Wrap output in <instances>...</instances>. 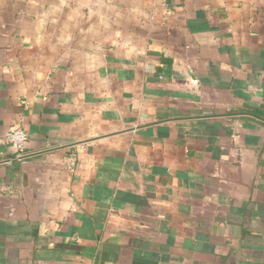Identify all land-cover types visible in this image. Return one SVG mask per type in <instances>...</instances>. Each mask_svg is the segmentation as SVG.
<instances>
[{"label":"crops","instance_id":"crops-1","mask_svg":"<svg viewBox=\"0 0 264 264\" xmlns=\"http://www.w3.org/2000/svg\"><path fill=\"white\" fill-rule=\"evenodd\" d=\"M0 264H264V0H0Z\"/></svg>","mask_w":264,"mask_h":264},{"label":"built area","instance_id":"built-area-1","mask_svg":"<svg viewBox=\"0 0 264 264\" xmlns=\"http://www.w3.org/2000/svg\"><path fill=\"white\" fill-rule=\"evenodd\" d=\"M4 139L21 155L26 149L28 134L23 128L15 127L5 133Z\"/></svg>","mask_w":264,"mask_h":264}]
</instances>
